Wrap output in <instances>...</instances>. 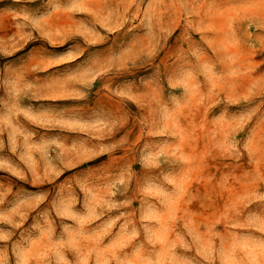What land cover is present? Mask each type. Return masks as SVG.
<instances>
[{
	"label": "rangeland",
	"instance_id": "rangeland-1",
	"mask_svg": "<svg viewBox=\"0 0 264 264\" xmlns=\"http://www.w3.org/2000/svg\"><path fill=\"white\" fill-rule=\"evenodd\" d=\"M0 264H264V0H0Z\"/></svg>",
	"mask_w": 264,
	"mask_h": 264
}]
</instances>
